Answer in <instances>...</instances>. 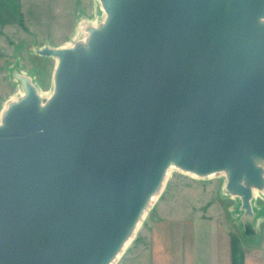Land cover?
Here are the masks:
<instances>
[{"label": "water", "instance_id": "95a60500", "mask_svg": "<svg viewBox=\"0 0 264 264\" xmlns=\"http://www.w3.org/2000/svg\"><path fill=\"white\" fill-rule=\"evenodd\" d=\"M43 98L0 122V264H111L167 168L264 190V0H99ZM89 32V33H88ZM88 34V35H87Z\"/></svg>", "mask_w": 264, "mask_h": 264}, {"label": "rangeland", "instance_id": "374dc122", "mask_svg": "<svg viewBox=\"0 0 264 264\" xmlns=\"http://www.w3.org/2000/svg\"><path fill=\"white\" fill-rule=\"evenodd\" d=\"M102 9L96 0H24L15 21L0 23V116L22 96L17 73L28 76L43 98L51 95L57 58L36 50L84 40L86 29L74 39L78 27L100 25ZM226 180L224 172L198 176L174 169L134 240L112 264H233L234 239L243 264H264V195L253 200L258 209L253 206L248 216Z\"/></svg>", "mask_w": 264, "mask_h": 264}, {"label": "bare ground", "instance_id": "6f19581e", "mask_svg": "<svg viewBox=\"0 0 264 264\" xmlns=\"http://www.w3.org/2000/svg\"><path fill=\"white\" fill-rule=\"evenodd\" d=\"M97 2H99L100 3V1L99 0H96ZM101 4V3H100ZM102 11H103V9H102ZM104 12V11H103ZM89 26H91L89 23H87V24H80V26L78 27V30H77V33H76V36L74 37V39H76V38H78V37H80V36H82V34H84V29H86V28H89ZM89 33V32H88ZM88 35V34H87ZM85 37H87L86 36V34H85ZM71 46V45H73L72 43H69L68 44V46ZM67 46V45H66ZM65 47V46H64ZM35 82V81H34ZM22 85V84H21ZM21 94L23 95L24 94V91L21 89ZM52 94V93H51ZM50 97V96H49ZM16 99V98H15ZM14 101H16V100H14ZM9 105V104H8ZM8 105L5 107V109L1 112V116L0 117H2V115L4 114V111L6 110V108L8 107ZM1 122V121H0ZM258 164L261 166V167H263L264 168V161L263 160H260V161H258ZM174 169H179L178 168V166H176L175 164H171L168 168H167V170H166V174H165V177H164V181H163V183H162V186H161V188H160V190H159V192H157V193H155V194H153L152 195V197L150 198V201H149V203H148V205H147V207L144 209V211H143V213H142V215H141V217H140V219H139V221H138V223L135 225V227L133 228V230H132V232L130 233V235L128 236V238L126 239V241H125V243L122 245V247H121V249L118 251V253L116 254V256H115V260L114 261H116L118 258H120V256L122 255V253L128 248V246L132 243V241L134 240V238H135V236H136V234H137V232H138V230H139V228L141 227V225H142V223H143V220L145 219V217L147 216V214H148V211H149V209L157 202V200H158V198H159V196L162 194V192H163V189H164V184L166 183V181H167V179L169 178V176L172 174V172L174 171ZM191 174H193V173H191ZM193 175H196V174H193ZM214 175V173H212V174H209V176H213ZM264 190H259V189H257V188H254V198H253V200L255 201L256 200V198L258 197V196H263L264 195V192H263ZM225 192V194H227L228 192L225 190L224 191ZM233 201V200H232ZM253 201V206H254V208L255 209H258V207L255 205V202ZM264 204V203H263ZM113 263V262H112ZM111 263V264H112Z\"/></svg>", "mask_w": 264, "mask_h": 264}, {"label": "crops", "instance_id": "0c3cea01", "mask_svg": "<svg viewBox=\"0 0 264 264\" xmlns=\"http://www.w3.org/2000/svg\"><path fill=\"white\" fill-rule=\"evenodd\" d=\"M24 0H0V23L7 21H15L22 12V5ZM247 264H251L250 260H247Z\"/></svg>", "mask_w": 264, "mask_h": 264}, {"label": "trees", "instance_id": "16d2710c", "mask_svg": "<svg viewBox=\"0 0 264 264\" xmlns=\"http://www.w3.org/2000/svg\"><path fill=\"white\" fill-rule=\"evenodd\" d=\"M232 254H233V264H243L244 256L240 249L237 241L232 240Z\"/></svg>", "mask_w": 264, "mask_h": 264}]
</instances>
